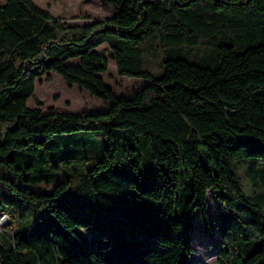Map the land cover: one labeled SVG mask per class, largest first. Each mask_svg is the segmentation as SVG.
Instances as JSON below:
<instances>
[{
    "label": "trees",
    "instance_id": "1",
    "mask_svg": "<svg viewBox=\"0 0 264 264\" xmlns=\"http://www.w3.org/2000/svg\"><path fill=\"white\" fill-rule=\"evenodd\" d=\"M103 1L84 24L0 3V264H190L194 213L217 264H264V0ZM50 71L109 107L29 106Z\"/></svg>",
    "mask_w": 264,
    "mask_h": 264
},
{
    "label": "rangeland",
    "instance_id": "2",
    "mask_svg": "<svg viewBox=\"0 0 264 264\" xmlns=\"http://www.w3.org/2000/svg\"><path fill=\"white\" fill-rule=\"evenodd\" d=\"M4 0H0V3ZM37 6L48 11L52 15H57L68 23L84 24L96 18H102L112 14L113 9L110 4H105L103 0H32ZM107 44L102 43L97 47L102 52L107 61V68L101 72L104 82L111 88L116 97L131 96L136 90L147 81L141 77H127L116 72L114 59ZM35 99L41 102L36 103ZM111 101H103L99 97L92 95L88 91L80 88L76 84L68 85L56 72L50 71L49 78L41 76L35 80L32 96L27 99V104L31 107L37 105L42 110L53 108L57 111H100L109 107ZM55 181L38 182L28 184L27 188L35 192H50ZM217 200L212 191L207 194L208 213L214 218ZM8 218L5 214H0V226H5ZM91 228V227H89ZM82 230V231H81ZM80 231L85 236L88 230L82 228ZM191 242L194 247L190 254V264H217L215 250L221 243L215 232V228L206 231L198 221L197 213L192 215V227L190 231Z\"/></svg>",
    "mask_w": 264,
    "mask_h": 264
}]
</instances>
